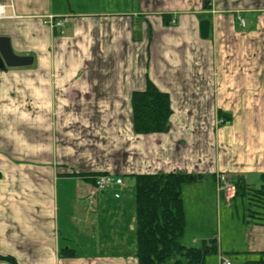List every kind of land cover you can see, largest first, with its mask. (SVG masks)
Instances as JSON below:
<instances>
[{
  "label": "crops",
  "instance_id": "0c3cea01",
  "mask_svg": "<svg viewBox=\"0 0 264 264\" xmlns=\"http://www.w3.org/2000/svg\"><path fill=\"white\" fill-rule=\"evenodd\" d=\"M0 4L7 14L0 18V35L11 38L17 54L34 57L31 65L0 69V254L18 264H135V203L127 181L133 174L203 175L183 187V197L186 188L209 179L217 193L216 174L223 170L243 173L250 184L262 181L264 142L258 155V143L251 140L247 148L256 151L232 157L236 162L226 163L222 149L216 151V140L229 126L216 137L215 37L219 17H253L251 32L264 24V0ZM51 16L63 26L52 25ZM203 19L211 21L208 38L201 36ZM149 80L171 98L167 132L134 129L132 96ZM188 135L205 137L195 145L196 159L177 155ZM208 142L215 150L206 162L202 151ZM103 172L125 177V186L91 198L87 175ZM216 204L232 206L218 193ZM242 222L246 252L263 250L264 226ZM63 248L77 255L63 257ZM219 251L226 254L220 243Z\"/></svg>",
  "mask_w": 264,
  "mask_h": 264
},
{
  "label": "rangeland",
  "instance_id": "374dc122",
  "mask_svg": "<svg viewBox=\"0 0 264 264\" xmlns=\"http://www.w3.org/2000/svg\"><path fill=\"white\" fill-rule=\"evenodd\" d=\"M236 18L238 17H219L216 22L219 31L215 37L217 46L215 79L220 84L215 102L218 117L216 137L218 129L229 126L227 129H223V133L216 140L218 148L216 151L222 149L221 156L226 154L224 155L226 163H230L229 160L232 157L248 158L247 152L250 154V152L256 151L247 148V145L251 144V140L253 144L258 143V155H260L259 143L264 142V24L260 22L251 32L250 27L254 23L253 17H246L248 24L246 27H238ZM217 108L219 109L217 110ZM220 110L230 114L222 118L219 116ZM169 130L170 128L167 131ZM207 136L210 135L207 134ZM177 137L175 135V138ZM204 139L203 135H188L184 145L178 144L177 146L178 157L195 158L192 157L197 152L195 145H200L199 143ZM231 141L232 143H230ZM234 143L235 145L242 143V146L235 147ZM212 147L208 142L202 151L203 159L206 162L213 156L215 149L213 150ZM198 151L202 153L200 149ZM159 152L161 153L160 150ZM175 153L173 155L176 157ZM167 159L169 160V156ZM231 161L236 162L237 160ZM224 168L226 169V167ZM228 168L230 169V167ZM237 177L246 179L243 173L230 172L229 170L219 171L216 174L218 196L222 199V203L224 201L232 206L223 204L221 208H218L217 193L211 185L210 179L200 184L197 189L188 187L184 192L187 227L181 238L182 243L188 246H200L204 239L217 238L227 254L221 251L218 252V255L211 253L207 256L205 264H220V260L223 258L230 260L232 258L234 264H244L245 259L257 258V252L249 254L245 250L248 236L246 226L242 221L246 212L247 200L243 198H239L235 202L233 200L236 192L233 179ZM250 180L253 182L251 178ZM127 181L133 187L134 180L127 179ZM262 181L251 185L258 187ZM250 182L247 181L249 184ZM89 184L87 192L92 198L95 195L91 194L94 183L90 182ZM133 189L131 190L132 194ZM111 198L115 202L114 195ZM230 248L231 251H229ZM174 259L171 258L163 264H173Z\"/></svg>",
  "mask_w": 264,
  "mask_h": 264
},
{
  "label": "trees",
  "instance_id": "16d2710c",
  "mask_svg": "<svg viewBox=\"0 0 264 264\" xmlns=\"http://www.w3.org/2000/svg\"><path fill=\"white\" fill-rule=\"evenodd\" d=\"M168 15L164 22L169 24ZM57 32V31H56ZM134 129L139 134L165 132L170 128L172 107L167 92L160 90L149 80L146 89L135 91L132 96ZM230 113L219 111L220 117ZM100 173L87 175L95 183ZM2 173L0 172V177ZM125 178V177H123ZM133 198L136 214V257L137 264H163L175 258L173 264H205L209 254L219 252L217 238L204 239L200 246L182 243L187 227L183 187L200 181L203 175L197 173H139L133 174ZM260 186H252L243 177L233 179L236 192L233 200H247L243 220L248 224L264 226V173ZM121 190L124 187H117ZM127 191V190H126ZM119 192V191H118ZM63 257H75L74 249H61ZM0 259L18 264L14 257L0 254ZM245 264H264V249L257 252V258L248 259Z\"/></svg>",
  "mask_w": 264,
  "mask_h": 264
},
{
  "label": "water",
  "instance_id": "95a60500",
  "mask_svg": "<svg viewBox=\"0 0 264 264\" xmlns=\"http://www.w3.org/2000/svg\"><path fill=\"white\" fill-rule=\"evenodd\" d=\"M210 26L211 21L209 19L200 21L201 36L203 38H208ZM33 62V56L20 55L15 52L9 36L0 35V69L6 70L8 67L28 66Z\"/></svg>",
  "mask_w": 264,
  "mask_h": 264
},
{
  "label": "built area",
  "instance_id": "2783aa9c",
  "mask_svg": "<svg viewBox=\"0 0 264 264\" xmlns=\"http://www.w3.org/2000/svg\"><path fill=\"white\" fill-rule=\"evenodd\" d=\"M7 16L5 6L0 4V18ZM241 26H245L246 22L242 15L238 16ZM50 23L55 26H63V21H56V18L54 16L50 17ZM125 185V182L121 176H116L110 173H104L97 175L95 178L94 186L91 188V194H95L98 191H104L108 189L109 187H123ZM115 196L121 197L120 192H115ZM222 264H232L231 260L227 258L222 259Z\"/></svg>",
  "mask_w": 264,
  "mask_h": 264
}]
</instances>
